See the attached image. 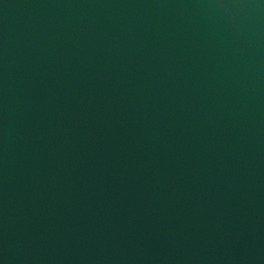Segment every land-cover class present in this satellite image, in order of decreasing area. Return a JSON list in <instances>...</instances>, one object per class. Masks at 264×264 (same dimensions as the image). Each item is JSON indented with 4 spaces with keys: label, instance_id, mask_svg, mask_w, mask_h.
Returning a JSON list of instances; mask_svg holds the SVG:
<instances>
[{
    "label": "water",
    "instance_id": "95a60500",
    "mask_svg": "<svg viewBox=\"0 0 264 264\" xmlns=\"http://www.w3.org/2000/svg\"><path fill=\"white\" fill-rule=\"evenodd\" d=\"M0 264H264V0H0Z\"/></svg>",
    "mask_w": 264,
    "mask_h": 264
}]
</instances>
